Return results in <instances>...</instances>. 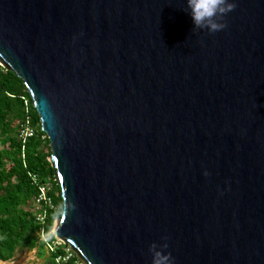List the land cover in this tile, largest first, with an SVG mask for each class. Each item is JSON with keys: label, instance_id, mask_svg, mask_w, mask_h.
<instances>
[{"label": "water", "instance_id": "obj_1", "mask_svg": "<svg viewBox=\"0 0 264 264\" xmlns=\"http://www.w3.org/2000/svg\"><path fill=\"white\" fill-rule=\"evenodd\" d=\"M229 2L210 33L186 0H0L81 264H264V0Z\"/></svg>", "mask_w": 264, "mask_h": 264}, {"label": "trees", "instance_id": "obj_2", "mask_svg": "<svg viewBox=\"0 0 264 264\" xmlns=\"http://www.w3.org/2000/svg\"><path fill=\"white\" fill-rule=\"evenodd\" d=\"M27 119L37 129L36 136L26 143L19 138V129ZM45 137V138H43ZM47 145L50 154L44 152ZM50 141L42 131L40 117L30 94L11 70L0 66V260H11L19 247L38 250L45 264H81L70 245H56V238L45 241L47 231L63 213L60 188L49 162ZM53 180L49 196L55 203L44 224L36 221L34 211L40 187ZM59 195H56V191Z\"/></svg>", "mask_w": 264, "mask_h": 264}, {"label": "clouds", "instance_id": "obj_3", "mask_svg": "<svg viewBox=\"0 0 264 264\" xmlns=\"http://www.w3.org/2000/svg\"><path fill=\"white\" fill-rule=\"evenodd\" d=\"M186 4L185 10L190 13L194 28L207 29L210 33L224 30L227 25L221 21L236 8V3L229 2V0H186ZM58 214H62V210ZM56 233V226L53 225L47 233H41V238L46 236L50 239ZM167 248V243L150 245L149 252L152 256V264H173L171 253L164 254V250Z\"/></svg>", "mask_w": 264, "mask_h": 264}, {"label": "built area", "instance_id": "obj_4", "mask_svg": "<svg viewBox=\"0 0 264 264\" xmlns=\"http://www.w3.org/2000/svg\"><path fill=\"white\" fill-rule=\"evenodd\" d=\"M37 129L32 126L31 119H27L26 123H23L19 129V138L26 143L28 140L34 138L36 136ZM45 138V137H44ZM35 211L34 214L36 216V221L39 224H44L48 218V215L51 211H54L56 206L53 199L48 196L47 188L41 186L40 187V194L35 199ZM45 241H48L49 238L46 236L43 238ZM63 244L60 241H56V245ZM58 264L60 260L57 261Z\"/></svg>", "mask_w": 264, "mask_h": 264}, {"label": "rangeland", "instance_id": "obj_5", "mask_svg": "<svg viewBox=\"0 0 264 264\" xmlns=\"http://www.w3.org/2000/svg\"><path fill=\"white\" fill-rule=\"evenodd\" d=\"M0 66H2L1 63H0ZM43 149L45 153L50 154V149L46 144L43 146ZM41 186L46 187L47 193L49 194V192L54 188V182L53 180H49L45 184H42ZM56 195H59L58 190L56 191ZM35 208H36L35 204H33V201H32V207L29 208V210L35 211ZM5 262L10 263V264H45L44 259L38 258L37 248L29 249V248H22V247H19L16 250L14 257L11 260H8Z\"/></svg>", "mask_w": 264, "mask_h": 264}, {"label": "bare ground", "instance_id": "obj_6", "mask_svg": "<svg viewBox=\"0 0 264 264\" xmlns=\"http://www.w3.org/2000/svg\"><path fill=\"white\" fill-rule=\"evenodd\" d=\"M0 264H10V263H6L4 261H0Z\"/></svg>", "mask_w": 264, "mask_h": 264}]
</instances>
